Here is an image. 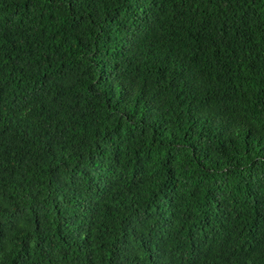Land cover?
Wrapping results in <instances>:
<instances>
[{"label":"trees","instance_id":"obj_1","mask_svg":"<svg viewBox=\"0 0 264 264\" xmlns=\"http://www.w3.org/2000/svg\"><path fill=\"white\" fill-rule=\"evenodd\" d=\"M0 264H264V0H0Z\"/></svg>","mask_w":264,"mask_h":264}]
</instances>
